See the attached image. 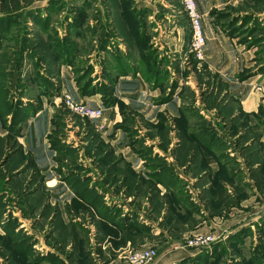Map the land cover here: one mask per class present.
<instances>
[{
  "label": "rangeland",
  "instance_id": "1",
  "mask_svg": "<svg viewBox=\"0 0 264 264\" xmlns=\"http://www.w3.org/2000/svg\"><path fill=\"white\" fill-rule=\"evenodd\" d=\"M197 2L247 54L234 76L191 52L184 0H0V264H131L149 249V264H264V104L246 111L238 84L264 88V0ZM173 25L179 50L161 33ZM64 65L114 108L107 124L66 106L86 102L63 90ZM130 73L147 97L119 93ZM46 102L34 153L25 121Z\"/></svg>",
  "mask_w": 264,
  "mask_h": 264
},
{
  "label": "crops",
  "instance_id": "2",
  "mask_svg": "<svg viewBox=\"0 0 264 264\" xmlns=\"http://www.w3.org/2000/svg\"><path fill=\"white\" fill-rule=\"evenodd\" d=\"M198 0H196L197 2ZM219 0H216L218 2ZM198 6V2H197ZM198 10L201 13L202 16V23H203V29L206 35V47H205V56L207 55V58L210 60L213 57H218L220 61L224 64L222 66V71L225 72L224 74L227 76H234V74L237 73L238 69L240 68L239 65L232 66L231 67V61L229 59L231 57L236 58V62L240 63L241 57L243 52L240 50L238 46H235L232 44L213 24H210L207 19L203 16L206 14V12H201L198 6ZM161 33L163 35V40L166 42L167 45H170L171 43H177L176 50H179L182 47V44L184 43L183 39V33L181 29L177 28L176 25H173V27L165 33V29L161 30ZM177 35V36H176ZM183 42V43H182ZM244 56H247L246 53L243 54ZM233 60V61H234ZM230 63L227 65V63ZM236 63V64H237ZM57 77L59 81L62 84L63 90L66 92L71 93L77 98H80L84 100L88 105L93 107H99L100 104H102V99L99 94L93 95V96H81L78 86L74 80V77L72 75V71L69 66H57ZM53 79V78H52ZM261 79H250L243 81L241 83H238L241 85L242 89H245L246 92L243 95L244 101H243V107L246 111H257L260 103L264 104V100L261 98L262 93L255 90L254 85L257 84H263V81H260ZM117 86L119 88V93L124 97V99L131 100L130 94H127V92H132L136 94V96H141L142 98L144 96H148V88L145 87V90L143 86L138 82V78H134V76H131V73L127 76H122L117 81ZM144 90V96L139 93V91ZM125 91V92H123ZM150 92V90H149ZM157 93V91H156ZM144 98L145 100L147 98ZM141 98V99H142ZM57 103V101H55ZM104 106V105H103ZM179 103H176L175 99L172 100L170 103L165 104L163 107L164 109L169 110L172 113H175L178 109ZM105 110L102 115L97 120H92L93 122L100 123V119H103L102 121L106 124L108 123V120L110 118V115L113 116V110L114 108H106L104 106ZM55 112V105L51 104L50 102H46L43 104V107L38 112H35L34 114H31V116H28V119L25 121V138L24 143L27 147H29L32 152L35 151V149L39 148L38 145V139L42 141L44 137H46L47 133L50 130V121ZM35 153V152H34ZM50 186H57L58 183H56L55 180L50 181ZM169 253H166L165 255L161 256L156 263L154 264H172L173 261H176L173 256L167 255ZM118 261V260H117ZM116 262V261H115Z\"/></svg>",
  "mask_w": 264,
  "mask_h": 264
},
{
  "label": "built area",
  "instance_id": "3",
  "mask_svg": "<svg viewBox=\"0 0 264 264\" xmlns=\"http://www.w3.org/2000/svg\"><path fill=\"white\" fill-rule=\"evenodd\" d=\"M184 5L193 31L191 52L197 59L202 60L205 58V47L207 40L203 29L202 16L198 10L196 0H184ZM261 91L264 95V88H262ZM65 103L66 106L75 114L91 121L99 119L104 113V110L101 107H93L83 102H77L69 95L65 96ZM205 241H207V238H201L200 243ZM156 255L157 253L155 250L149 249L139 253L138 255L130 257V262L131 264H149Z\"/></svg>",
  "mask_w": 264,
  "mask_h": 264
}]
</instances>
